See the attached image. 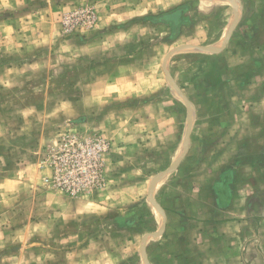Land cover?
I'll list each match as a JSON object with an SVG mask.
<instances>
[{
  "label": "rangeland",
  "instance_id": "1",
  "mask_svg": "<svg viewBox=\"0 0 264 264\" xmlns=\"http://www.w3.org/2000/svg\"><path fill=\"white\" fill-rule=\"evenodd\" d=\"M240 9L264 25V0H0V264H165L238 161Z\"/></svg>",
  "mask_w": 264,
  "mask_h": 264
},
{
  "label": "crops",
  "instance_id": "2",
  "mask_svg": "<svg viewBox=\"0 0 264 264\" xmlns=\"http://www.w3.org/2000/svg\"><path fill=\"white\" fill-rule=\"evenodd\" d=\"M252 13L240 9V16L233 25L235 27L242 16V25L236 27L246 29L243 37L245 48L248 44L249 51L244 48L240 53H227L228 61L244 57L243 61H239L243 66L238 62L234 64V81L228 83L234 84L237 94L231 100H235L234 104L241 109L233 119L227 120L231 124L229 126H237L235 128L234 125L235 130L231 134L235 146L226 153L234 155L238 161L225 170L223 168V174L228 172L226 178L213 183L211 212H205L201 217L194 216L201 220L197 222L191 221L188 215L181 218L184 225L176 230L178 241L171 244L173 253L164 260L165 264H264V140L261 141L264 139V125H260L264 124V85L260 80L264 76V68L257 66L255 70H249V63L262 64L264 61V47L260 44H264V25L254 21ZM232 19L229 18L224 30ZM232 31L228 36V45L231 43L230 35L236 36L237 33ZM257 43L259 45H254ZM250 45H254V49ZM249 72L250 78L255 76L250 83L242 77ZM218 121L224 120L220 117ZM227 131L219 132L220 136H227ZM251 141L259 143L255 150L248 146ZM167 233L165 227V237Z\"/></svg>",
  "mask_w": 264,
  "mask_h": 264
},
{
  "label": "trees",
  "instance_id": "3",
  "mask_svg": "<svg viewBox=\"0 0 264 264\" xmlns=\"http://www.w3.org/2000/svg\"><path fill=\"white\" fill-rule=\"evenodd\" d=\"M184 9L176 8L170 12H165L161 14L157 19L161 20L165 23H167L173 30L179 26H182L185 24L184 22V16H183ZM145 20L142 19H136L130 22V24H134L135 22H143ZM83 119H80L82 121ZM64 188L67 186L63 185Z\"/></svg>",
  "mask_w": 264,
  "mask_h": 264
},
{
  "label": "water",
  "instance_id": "4",
  "mask_svg": "<svg viewBox=\"0 0 264 264\" xmlns=\"http://www.w3.org/2000/svg\"><path fill=\"white\" fill-rule=\"evenodd\" d=\"M230 1V0H229ZM235 22H236V19H235ZM235 22H234V24H235ZM233 24V25H234ZM233 27V26H232ZM232 27H231V29L229 30V32L227 33V38H226V40L228 39V36H229V34L231 33V31H232ZM225 40V41H226ZM185 47H181V48H179V49H177V51H180V50H182V49H184ZM195 49V48H194ZM196 50H199V51H203V52H208V53H214V51H211V49H209V48H207V47H197L196 48ZM177 51H174V52H177ZM218 51H216L215 53H217ZM175 90L181 95V92H180V90L175 86ZM182 96V95H181ZM185 100V99H184ZM187 107H188V104H187ZM187 138H188V136H187ZM185 143H186V141H185ZM185 148H186V144H185ZM184 148V149H185ZM184 152H185V150H184ZM181 158V157H180ZM180 158L177 160V161H175V164L173 165V166H171V168L170 169H168L167 170V172H169V171H171L173 168H174V166L179 162V160H180ZM153 186H154V183H153ZM153 189V188H152ZM151 192H152V190H151ZM164 217V216H163ZM164 222H165V218H163V225H164ZM161 230H162V228H161ZM161 230H159L160 232H161Z\"/></svg>",
  "mask_w": 264,
  "mask_h": 264
},
{
  "label": "bare ground",
  "instance_id": "5",
  "mask_svg": "<svg viewBox=\"0 0 264 264\" xmlns=\"http://www.w3.org/2000/svg\"><path fill=\"white\" fill-rule=\"evenodd\" d=\"M231 3H232V2H231ZM231 3L228 2V3H226V5H229V4L231 5ZM226 5H223V6H226ZM230 5H229V6H230ZM233 6H234V5H233ZM234 7H235V6H234ZM238 9H239V8H238ZM237 11H238V10H237ZM237 17H238V16H237ZM235 18H236V17H235ZM226 32H227V28H226L224 34H226ZM219 42H220V40L217 41V45L219 44ZM188 52H189V51H188ZM185 53H186V51H185ZM165 181H166V180H165ZM165 181H164V182H165ZM164 184H165V183H164ZM164 184H161V185H160V188H162V187L164 186Z\"/></svg>",
  "mask_w": 264,
  "mask_h": 264
},
{
  "label": "built area",
  "instance_id": "6",
  "mask_svg": "<svg viewBox=\"0 0 264 264\" xmlns=\"http://www.w3.org/2000/svg\"><path fill=\"white\" fill-rule=\"evenodd\" d=\"M71 178V177H70Z\"/></svg>",
  "mask_w": 264,
  "mask_h": 264
}]
</instances>
